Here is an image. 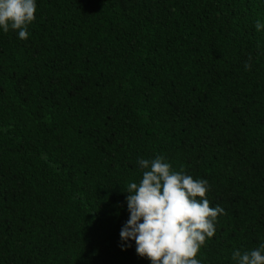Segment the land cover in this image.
<instances>
[{
	"label": "trees",
	"instance_id": "trees-1",
	"mask_svg": "<svg viewBox=\"0 0 264 264\" xmlns=\"http://www.w3.org/2000/svg\"><path fill=\"white\" fill-rule=\"evenodd\" d=\"M35 16L26 40L0 29V264H150L120 232L156 156L224 210L201 264L264 244V0H36Z\"/></svg>",
	"mask_w": 264,
	"mask_h": 264
},
{
	"label": "clouds",
	"instance_id": "clouds-1",
	"mask_svg": "<svg viewBox=\"0 0 264 264\" xmlns=\"http://www.w3.org/2000/svg\"><path fill=\"white\" fill-rule=\"evenodd\" d=\"M35 13L36 0H0V29L18 31L19 39L26 40ZM255 28L259 31L264 24L258 20ZM250 67L245 64L246 70ZM138 164L145 171L138 184L127 187L130 218L121 229V241L134 240L136 254L150 264H201L196 257L215 235L218 215L224 214L219 205L210 206L208 182L173 172L162 156L139 159ZM232 259L236 264H264V244L243 253L234 250Z\"/></svg>",
	"mask_w": 264,
	"mask_h": 264
}]
</instances>
